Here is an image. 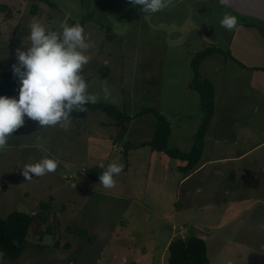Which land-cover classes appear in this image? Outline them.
<instances>
[{
  "label": "rangeland",
  "instance_id": "obj_1",
  "mask_svg": "<svg viewBox=\"0 0 264 264\" xmlns=\"http://www.w3.org/2000/svg\"><path fill=\"white\" fill-rule=\"evenodd\" d=\"M224 13L237 17V30L220 26ZM33 18L55 31L61 30V22L85 19V33L94 45L88 53L91 60L83 69L88 91L128 115L147 107L162 113L173 131L168 138L170 146L187 147L188 151L196 141L199 128H195L202 118L196 126L194 121L189 123L198 114L195 111L200 101L198 92L189 88L195 75L192 59L207 47H216V51L202 59L200 73L216 80L218 95L227 85L232 95L229 102L226 99L228 105H216L222 107L226 120L219 135L230 130L233 137V126L243 115L252 116L256 108L260 107L259 113L264 115V80L258 75L252 77L264 67L243 68L245 62L240 60L245 57L238 51L251 52V40L240 35L256 32L264 38V22L239 14L219 0H173L171 6L157 13H143L141 6L132 5L130 0H0V71L17 63V48L26 50L29 46L22 41L28 42ZM242 104L244 108H239ZM200 112L202 116V109ZM70 118L67 130L42 128L26 118L24 126L0 149V216L15 210L37 215L42 211L41 202L50 203L47 220L41 218L30 228L24 253L11 260L0 252V264H134L133 258L139 264H169L165 246L175 232L173 223L176 231L183 228L177 233L180 237L197 235L207 240L213 264H264V189L251 188L253 180L238 178L232 188L211 165L207 171L195 173L184 188H178V179L190 170L169 163L167 182L175 183L173 188H165L170 201L167 197L161 200L156 173L163 163L157 162L158 168L152 170L151 147L134 143L153 139L157 128L153 112L137 115L122 126L100 110ZM208 132L203 135V146L210 157ZM125 147L127 153L122 151ZM43 158L58 161L56 171L41 177L33 174L28 181L22 175L23 166ZM113 161L124 166L114 177L113 189L89 178L92 168ZM222 189L230 191L226 200L221 199L226 195ZM178 190L184 193L177 198L180 204H171ZM229 200L231 205L226 208ZM146 203L156 211L148 214ZM124 213L134 214L138 219L134 226L145 229V235L140 234L136 242L121 233L128 223L121 216ZM108 231L114 234L108 235ZM127 252L133 258L125 261Z\"/></svg>",
  "mask_w": 264,
  "mask_h": 264
},
{
  "label": "clouds",
  "instance_id": "obj_2",
  "mask_svg": "<svg viewBox=\"0 0 264 264\" xmlns=\"http://www.w3.org/2000/svg\"><path fill=\"white\" fill-rule=\"evenodd\" d=\"M132 5L141 6L143 13H157L173 4V0H130ZM227 6L229 0H219ZM227 31L238 29L235 15L224 13L219 20ZM60 31L46 28L33 18L29 23V45L26 50L17 48V63L12 65L13 75L18 78L20 87L16 97L0 96V149L8 144L15 131L24 126L25 119L38 122L44 128L59 126L65 130L71 124L73 111H87L86 105L98 102L99 97L88 91L83 69L89 64V42L85 28L80 23L69 26L61 22ZM105 98L108 90L104 88ZM58 161L43 158L36 163L25 164L22 175L30 181L34 174L41 177L53 173ZM99 176V183L105 189L116 186L115 176L123 171V164L115 161L105 166Z\"/></svg>",
  "mask_w": 264,
  "mask_h": 264
},
{
  "label": "crops",
  "instance_id": "obj_3",
  "mask_svg": "<svg viewBox=\"0 0 264 264\" xmlns=\"http://www.w3.org/2000/svg\"><path fill=\"white\" fill-rule=\"evenodd\" d=\"M245 34H246L245 36H242V35H240V36L242 39L251 40V44H249V46L251 47V52L250 53H244L243 51H241V49L238 48V51L241 53V55L243 57H245L244 58L245 60H240V61L245 62V64L242 67L246 68V69L251 68V67H264V64H261V63H263L262 61H264V60H260V56H262L264 54V38L261 37V35L259 33L256 34V32H254V33L246 32ZM234 39H237V37H235ZM255 76L259 77L261 80H264V70L260 69L258 71H255L253 73V76H252L253 79ZM202 77L209 79L214 86L215 111H214V114H213L211 122H210L211 125H209L208 129H207V131H209L207 133V135L211 136L210 139L212 140V144L210 146L211 147V156L208 157L207 153H205L204 148H203V153H202L201 159H200L199 163L196 165V167L193 169H190V171L186 172L185 175L182 176V178L178 179L179 180L178 188H180V187L184 188L183 185L186 184V182L189 179H191L195 173H200L201 171H204V170L207 171L208 170L207 168L211 167V165H213L215 168L214 171H216V175L219 177H223L227 180V182H230L231 184L229 183V186L232 188L235 187V184L237 183L238 178H240L239 181H241L244 177H247L248 179L253 180V182H251V184H249V186L251 188L255 187L256 190H258L260 188L264 189V130H263L264 115L262 117L261 116L262 114L259 113L260 107L255 109L256 111L254 112V114H252V116H249L248 118H245L244 115L242 116V118L238 122L239 124H236V126H233L234 127V129L232 130V133H234L233 137H231V135L229 133L230 130L229 131L226 130V127H225L226 131L224 133H222L221 135H219L220 130H222V132H223V126H224V124H226V120H225V118H223L222 113H221L222 107H216V105L217 106H220L219 104L226 105L227 104L226 99L229 102V100L232 96L231 92H230V87L227 85L226 89L222 93L220 92L221 95L220 94L218 95L216 80L213 79L209 75H207V76L202 75ZM229 80H230V78H229ZM251 82H253V80ZM263 86H264V84H263ZM250 87L253 89V84L250 85ZM200 101H199L198 107L196 108L197 112L195 111V113H198V114H196V117L193 120H189V123H192L194 121V123H192V124H194V126H196L198 124L197 122H199V119H201ZM256 104L259 105V102ZM242 107L244 108L243 104L239 108H242ZM151 108H153V107H151ZM189 109L190 108H188L186 110V112L190 116V115H192V112ZM148 113H151V112H148ZM226 113L229 114L230 111H228ZM145 114H147V113H145ZM256 116H258V117H256ZM133 118H136V117H133ZM133 118H131V119H133ZM129 121H127V122H129ZM127 122L125 124H127ZM197 128H199V127L196 126L195 129H197ZM171 133H173V131ZM140 142H142V141H135L134 143L136 144V146H138ZM220 145H223V146H221V148H220ZM138 147H143V146H138ZM174 147H176V146H174ZM177 148H179V147H177ZM179 149H181V150L183 149V151H186L188 148L186 147V148H179ZM122 151L127 153L128 148L125 147V148H123ZM216 154H219V156ZM214 155L216 157H214ZM128 159L130 160V156L128 157ZM157 162L163 163V166L160 167V172L156 173V174H158L157 176H159L158 182L161 183V187H160V190L158 192V198L162 200L163 198L167 197L168 198L167 200L170 201V197H168V195L171 196L170 192L166 193L167 191L165 188L168 185H171L173 188V184L175 183V181L173 182V184L170 182H167L169 180L168 179V175H169L168 172L170 170L168 168L169 163H171L172 167H173V165H177V167H182V166H185L188 162L185 160H181L179 158L170 157L165 152L152 150V163H153L152 170H154L155 168H158V167H156ZM223 164L226 165V168L221 167ZM155 172H157V170ZM247 189H249V188H246L245 192L248 191ZM218 191H219L218 188H216L214 190L215 193H217ZM222 192H223V194H226V195H221V199L226 200L228 198V195L230 194V191L229 192L223 191V189H222ZM180 194H184V193H182V191L178 190L177 191V197L173 201H171V204H175V205L180 204L178 199H177ZM233 201H234V199H233ZM227 203L228 204H227L226 208L231 205V200H229ZM131 206H135V205L133 204ZM136 206L139 207L140 209H143L142 205H140V204H138ZM167 206H170V205L167 204ZM205 207L206 206L200 207V210H204ZM146 210L148 211V214L152 213L153 210L156 211V209L153 208L152 206H150L148 203H146ZM121 216H123L125 221H128V223L127 224L125 223L124 227L121 229V233L123 235H125V234L129 235L128 241L136 242L137 237L140 234L143 233V235H145V229L134 226L135 223L138 221V219H136L134 214L124 213ZM148 216H151V215H148ZM162 217H164V219L168 222V220L166 219L167 217H165L164 215ZM208 224L209 223L205 224L207 228H208ZM147 225H148V223H147ZM172 227L174 228V231H175V232L172 231L173 236L177 235V233H179V230L183 229V228H181V229L176 231V226L174 223L172 224ZM211 227H213V225H211ZM210 230L211 229H209V233H210ZM107 234L113 235L114 232L108 231ZM173 236H170L168 238V242H167L165 248L169 247V244L171 243V241L174 238ZM178 236L180 237L181 235H177V237ZM232 245H234V243ZM209 251H210V247L207 243L208 257L211 261V264H213V258L209 254ZM128 253L129 252L124 254L125 261H128L131 258H133V256H131L132 253H130L129 255H128ZM163 255L164 254L162 251L161 257H163ZM140 256L145 257V254H142L140 252ZM131 261L134 262V264H139L138 261L134 260V258L131 259ZM112 264H120V262L117 261V262H113Z\"/></svg>",
  "mask_w": 264,
  "mask_h": 264
},
{
  "label": "trees",
  "instance_id": "obj_4",
  "mask_svg": "<svg viewBox=\"0 0 264 264\" xmlns=\"http://www.w3.org/2000/svg\"><path fill=\"white\" fill-rule=\"evenodd\" d=\"M75 23H80L85 29V19L76 18L68 20L69 26ZM216 51V47H207L201 52H198L192 59L194 69V79L190 81V89H194L200 96V104L202 109V121L196 133L197 138L194 145L189 151H183L177 147L170 146L168 138L171 134V126L166 117L162 113L156 111L154 108L147 107L136 113L135 115H128L121 110L116 104L106 100H98L95 104H87V111L79 112L73 111L72 117L80 118L86 116L88 111H103L110 115L117 126H122L131 118L137 115H142L148 112H153L157 116V128L153 139L142 142L139 146L149 145L154 151L165 152L170 157L185 160L188 163L181 168L190 170L196 167L199 163L203 153V135L206 133L215 111L214 101V86L212 82L202 77L199 71V65L202 59ZM19 81L13 75L12 68L0 71V96L14 97L19 95ZM105 165V164H104ZM107 166V165H105ZM103 169L98 166L92 168L88 176L91 180L99 181V176ZM42 211L33 214V212H26L23 210H15L8 215L0 216V252L5 258L16 260L27 248L29 244L28 236L29 230L33 224L39 222L38 220H47L46 213L49 211L50 203L41 202ZM48 233H52V228H47ZM69 247V243L66 244ZM169 264H211L207 253L206 240L197 235H191L185 238L177 237L171 241L168 247Z\"/></svg>",
  "mask_w": 264,
  "mask_h": 264
},
{
  "label": "water",
  "instance_id": "obj_5",
  "mask_svg": "<svg viewBox=\"0 0 264 264\" xmlns=\"http://www.w3.org/2000/svg\"><path fill=\"white\" fill-rule=\"evenodd\" d=\"M227 6L239 14L264 22V0H229Z\"/></svg>",
  "mask_w": 264,
  "mask_h": 264
}]
</instances>
